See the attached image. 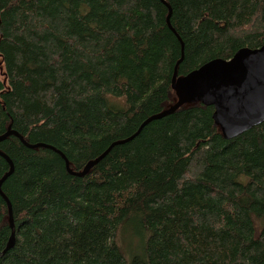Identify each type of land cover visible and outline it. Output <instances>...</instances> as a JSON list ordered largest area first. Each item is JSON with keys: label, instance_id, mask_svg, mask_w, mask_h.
Segmentation results:
<instances>
[{"label": "trees", "instance_id": "1", "mask_svg": "<svg viewBox=\"0 0 264 264\" xmlns=\"http://www.w3.org/2000/svg\"><path fill=\"white\" fill-rule=\"evenodd\" d=\"M164 1L173 30L162 0H0V135L47 145L0 141V264H126L128 227L131 264L264 263V121L187 102L82 176L48 147L79 172L173 105L181 42L177 76L264 43V0Z\"/></svg>", "mask_w": 264, "mask_h": 264}, {"label": "water", "instance_id": "2", "mask_svg": "<svg viewBox=\"0 0 264 264\" xmlns=\"http://www.w3.org/2000/svg\"><path fill=\"white\" fill-rule=\"evenodd\" d=\"M162 2L168 7L169 12L166 20L168 26L173 30L169 22L171 8L164 0ZM181 54V58L176 63L175 71L171 78V86L177 96L174 104L146 118L134 134L113 142L100 156L87 162L81 171H72L69 168V161L66 156L58 149L48 146L56 150L63 157L69 173L76 176L84 175L113 145L129 141L139 133L145 124L174 112L187 102L199 101L206 105H212L214 108L212 118L219 125L226 139L233 138L264 121V43L257 48H240L229 59L214 58L185 75L177 76V64L183 57L182 42ZM10 134L16 135L30 148L47 146L43 143L29 144L14 130H8L1 134L0 141ZM0 156L9 164V170L0 178V195L7 202L10 228L13 229L12 207L7 196L1 190L3 181L13 171V163L4 152L0 151ZM14 244L15 235L12 232L2 252L5 253Z\"/></svg>", "mask_w": 264, "mask_h": 264}, {"label": "rangeland", "instance_id": "3", "mask_svg": "<svg viewBox=\"0 0 264 264\" xmlns=\"http://www.w3.org/2000/svg\"><path fill=\"white\" fill-rule=\"evenodd\" d=\"M117 100L122 101V98L121 99L117 98ZM258 227L259 226H257V231L259 229ZM128 229H129L130 234L133 237L130 238L129 235L123 236L122 232L120 231L121 233L119 232V243H122L124 245L125 249L126 248L128 249L129 247L131 248L128 251L125 250V251H127V253H126V259H127L126 264H131V261L134 257H137L136 259L139 258L141 246H140V243L138 244V240L134 236V235L137 236V234L134 232L135 230L132 228H129V227H128ZM134 253H137V254H134ZM131 254H133V255H131ZM130 255H131V257H130Z\"/></svg>", "mask_w": 264, "mask_h": 264}]
</instances>
